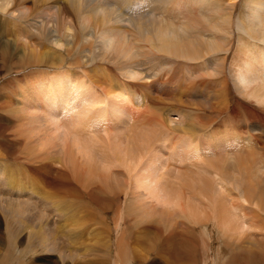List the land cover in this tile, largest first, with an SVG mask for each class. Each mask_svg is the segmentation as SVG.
<instances>
[{"label": "bare ground", "instance_id": "6f19581e", "mask_svg": "<svg viewBox=\"0 0 264 264\" xmlns=\"http://www.w3.org/2000/svg\"><path fill=\"white\" fill-rule=\"evenodd\" d=\"M3 69L6 72L1 78L7 75L4 85L16 89V104L21 106L15 111L14 103L1 99L0 110L15 109L13 114L20 112L24 118L19 119L25 121L19 123L20 129L15 126L18 117H0V178L7 188L0 190L3 210L17 212V203H26L20 195L30 193L15 190L12 178L19 179V188L24 187L22 183L40 181L49 198L79 200L77 203H96L97 195L110 193L106 204L123 202L128 211H132L129 204H136L142 207V217H152L158 243L147 236L145 241L134 237L125 243L140 246L146 255H169L186 243L197 254V262L207 264L208 250L204 248L211 244L208 223H212L219 231L218 239L224 240L219 250L245 252L252 256L253 264L259 261L257 257L264 264V237L255 234V224L264 221V0H0V71ZM33 69L36 73L27 72ZM43 74L46 82H38ZM65 86L72 89L69 94L75 105L78 100L79 104H104L106 99L115 101L121 110L126 104H132L131 109L135 103L146 104L148 119L147 114L143 117L134 112L135 108L131 115L132 129L144 128L147 120L149 130L136 134L142 142L129 147L119 159L112 156L110 143L105 144L109 138L100 139L92 132L100 120L82 119L78 112L74 123L68 127L64 123L63 129L57 108L70 105ZM82 90L90 91L89 98L79 93ZM36 104L43 106V115L32 110ZM172 116L176 118L171 120ZM252 119L255 122L249 121ZM35 123L43 130L33 126ZM61 129L63 135L58 137ZM77 129L80 138L70 134ZM161 131L172 139L179 135L188 138L190 154L203 158L208 171L190 172L188 178L178 180V188L174 187L177 182L169 184L161 175H134L140 158L152 141L159 140ZM96 141L104 144L92 148ZM58 150L59 155L52 156ZM157 161L156 154L148 165ZM213 178L226 188L215 186ZM153 181L160 183V190L157 186L152 189ZM190 188V195L198 201L186 196L189 202L182 205L180 197ZM40 199L47 202L43 195ZM70 215L54 213L52 220L35 217V226L28 225V220L6 219L0 264L10 258L17 261L18 253L17 264H48L44 255L56 246L54 238L43 231L49 223L53 236H74L87 227L86 216ZM156 216L169 229L167 235H162ZM239 216L252 232L240 223ZM175 217L181 219L179 229L169 225H176ZM186 231L192 234L191 241L179 237V233L188 237ZM5 235L10 239L6 245ZM121 243L120 238L116 240L118 253L123 250L118 247ZM11 244H23L21 251ZM106 248L112 251L110 246ZM129 252L125 259L132 262L136 250L132 246ZM31 255H39V263L24 260ZM172 255L171 264H197L193 258L186 256L188 262L182 263ZM222 259L216 254L212 264H223ZM232 259L226 264H245L243 259ZM137 260L144 264L143 259Z\"/></svg>", "mask_w": 264, "mask_h": 264}, {"label": "rangeland", "instance_id": "374dc122", "mask_svg": "<svg viewBox=\"0 0 264 264\" xmlns=\"http://www.w3.org/2000/svg\"><path fill=\"white\" fill-rule=\"evenodd\" d=\"M14 69H17V68H14ZM18 71H21V70H18ZM36 71L37 70L33 69V70H28L27 72L36 73ZM5 72H6L5 69L0 71V97H1L0 100L2 99V100H5V101H9V102L14 103L13 106L15 107L16 110L15 109H11V107H8V110H9V108L11 109L9 111L0 110V117H9V118L10 117L13 118L14 116L18 117V119L15 120V123H16L15 126H16V128L19 126V128L22 129L19 123H24L25 121H24V119L20 120L19 118H24V116L21 115L20 112H18V114H17V112H15V114H13L14 113L13 110L18 111V108H19V106H21V104H16V102L18 100L17 99L18 97L16 96L17 94H15L16 89L12 90L10 85L8 87H6L4 85L7 82L6 81L7 75L5 77H3V78H1V76ZM43 76H44V79H43ZM43 76L40 75V76L37 77L39 79H42V80H39L38 82H41V81L42 82H46V80H45L46 74H43ZM10 79H11V82H12L13 81L12 76L10 77ZM63 90L66 93V94L64 93L65 97L68 99V103L67 104H70V105L69 106L63 105L64 108H62L63 106H59V108H57V112L59 113L58 114L59 115L58 123H60L62 125V128L64 129L66 126L68 127V124L70 125L72 121L74 123L77 115L79 117H81L82 119L93 118V120H96V121L100 120L102 123L98 124V125L96 124L94 126L95 129L93 128L94 130L92 132L94 134H97L100 139H104L105 140V137H107V139L109 138L108 140H110V141L106 142L105 144L110 143V145L114 148V151L112 152L113 155L111 153V155L114 156V158L117 155L118 158L120 157L119 159H123V157H124V155L126 153V150L130 149L129 147H133L134 148V146H136V145H138V144H140L142 142V140L137 138V136H136L137 130H139V131H147V130H149V127L145 126V124L147 123V120L145 121L144 128L143 127L134 128V129L131 128V124L132 125L134 124V118H132V120H131V115H132V112H133L134 108H135L134 112H136L137 114L140 115V113H141V116H143V117H144V115L147 114L146 115L147 119L150 117L149 113H147L148 111H150V109H147L148 111L145 109V106H147L146 104H143L144 105V107H143L142 104H141L142 106L140 104H138V105H140V106H138L137 103H135L134 106H132V109H131V105L132 104H126L125 106L123 105L124 106V107H122L123 109L121 108L122 111L117 109L119 104H115L114 103L115 101L114 102L106 101V99H105L104 104L103 103H100V104H85V103H83L82 104L81 102L79 104V100H78L77 101L78 104L75 105V104H72V97H73L72 93H71V95L69 94L72 89L70 87L68 89L67 86H65L63 88ZM82 92H83V96L84 97H86V98L88 97L89 98V95L91 94L90 91L82 90L79 93H82ZM81 97H82V95H81ZM112 100H114V97H113ZM116 100H118V99L116 98ZM58 101L56 100L55 102L57 103ZM46 103L47 102L43 103L42 105H44ZM48 104H51V103L48 102ZM36 105H37L36 107H32V110H34V112L41 113L40 115H43V113L41 112V107H43V106L41 104L40 105L36 104ZM71 105H72V107H71ZM44 107H45V105H44ZM114 107L118 111L115 110ZM33 108H35V109H33ZM110 108H112V109H110ZM42 110H44V109H42ZM11 111H13V112H11ZM78 112H82L83 114L82 113H78ZM3 113H5L6 115H4ZM7 113H8V115H7ZM142 114H144V115H142ZM50 115L53 116V113H51ZM51 116H49L48 118L50 119ZM120 117H121V119H120ZM114 118H115V120H114ZM174 118H176V117L172 116L171 120H174ZM119 119H120V121H119ZM0 120H1V118H0ZM249 121L255 122V119H252V120H249ZM64 123L67 124V125H65ZM64 125H65V127H64ZM33 126L41 127L38 123H35ZM98 126L100 127V129H99ZM224 126L225 125H218L216 127L217 128H221V127H224ZM16 128H13V130H15ZM20 129H16V130H20ZM63 129L57 131V136L58 137L63 135V133H62ZM23 130H25V129H23ZM42 130H43V128H42ZM109 131L111 132V134H110ZM63 132H65V131H63ZM161 132L158 133V134L159 135L162 134L163 136L162 135H160V136L158 135L159 140L151 142L153 147H152V145L150 147L152 149L149 148V150H146L144 152V155L140 158L141 162H140L139 165L141 167L139 165H137V167L135 168V172L133 173L134 175H136V173L139 174L140 177H143L144 175L145 176H150V177H153V175L154 176L155 175H158V176L161 175L165 180H166V178H168L167 179V183H169V184L173 185L174 183L177 182L176 184H174V187H176V185H177V188H178V184H179L178 180H180L182 177H186L187 175L188 176L186 178H188L189 174H191L190 172H193V173L197 172L198 174L199 173L205 174V171H201L203 168L208 171V169L205 168V165H204V162H203L204 161L203 158L199 157L197 159L196 157H194L195 155H191L190 154L191 145H189L190 143L188 144V142H187L188 140H185V139H188V138L179 135V136H177L176 139H172L170 136H166L165 132H162V133ZM70 134L71 135L72 134H76V136L78 138L81 137L78 129L76 131L74 130ZM82 135H83V133H82ZM72 136L76 137L75 135H72ZM18 138L19 137H17V140H20ZM182 139L185 140V142L182 141ZM86 141H88L90 143L93 140H91V141L90 140H86ZM178 141H179V143H178ZM117 142L119 143V145H118ZM102 143L104 144L103 141H100V143H99V141H96L93 144L92 148L99 149L100 147H102L101 146ZM117 146H118V148H117ZM183 146H185V147H183ZM58 153H59V150H58L57 153L53 151L52 156L59 155ZM156 154L159 157V161H157V163L149 166L148 164L150 162L151 157L155 156ZM122 155H123V157H122ZM80 160L83 161L82 159H80ZM200 165H201V167H200ZM55 166H57V165L54 164L53 167H55ZM199 168H202V169H200L201 172L200 171L198 172ZM144 169L146 171H144ZM188 169L191 170V171H189ZM140 171H142L143 173L140 172ZM146 172L151 174V175L144 174ZM5 173H9V170H6ZM140 173L143 174V176H141ZM210 174L214 175L211 172H210ZM16 179H18V178H15V181H14V178H12L15 190L17 188V191L25 192L27 190V192H30V193L24 194V195H20V196H23L22 198L24 199V201H26V203H25V205H23L24 204L23 202H18L17 203V208H16L17 212L13 211L15 214L13 212H7L5 210V208L3 210L2 206H0V208H1V210H0V222H2V228L0 227V243L3 240V238H2V236L4 235L3 234L4 233L3 232V222L6 219H9L10 222H11V220L13 222H17L19 219L28 220V222H29V223H27L28 225L32 224V225L35 226L36 225L34 223L35 222L34 221L35 217H38V218L47 217V220H50V219L52 220V218H56L54 216V213L57 214V216L61 215L62 213H65L67 215L71 214L72 217L75 216V217H78V218L82 217V216L83 217L86 216L87 217L86 221L88 222V224L86 222L87 227L86 228L82 227L81 234H74V236L71 235V236L67 237V236H63L61 234H57L56 236H53L52 235V232L54 231V229H52L53 225H52V223H49L50 225L46 226L43 229V231L46 233L47 236L51 235V237L54 238L56 246L54 245L55 247L53 248V250L46 252L45 255H44V256L47 257V260H49L48 264H52V263H55V264H125L124 262H127V264H137V262H136V261H138L137 259H140V260L143 259L144 260V264H171L172 262H171V260H169V255H171L172 253L174 255V256L173 255L172 256L174 258H177V260H182V263H187L188 262L186 260L187 258H185L186 256L188 258H191V260H192V258L195 259V262H197V260H196V255L197 254L193 250L190 252L191 248H189L188 245H185L186 243L183 246L182 245H180L179 247L177 246L178 249L177 248L173 249L175 251L171 250L172 252H171V254L168 253L169 255H167L165 253H162V252H155V253H150L151 255L150 254L146 255L147 253H145V250L143 251L140 246L132 245L133 248L136 250V253H135L136 256L134 255V258L135 257L136 258L135 259L133 258L132 262L128 261V260L126 261L125 257L130 253L129 251L131 250L132 246H128L125 243L131 241L134 237H136L137 239H141V240L145 241L147 239L146 238V236H147V237H150V239L155 244L158 243V240H159V235L157 234V232H155L156 227L154 226V223L151 222V220H153V219H151L152 217H147V216H143L142 217L141 213L143 214V210L140 209L142 207H140V206H138L136 204H134V205L129 204L131 206V208H132V211H128V210H124L123 209V207H125L123 202H118V203H113V204H108L107 203L106 204V202H107L106 200L109 198V195H111L110 193L109 194L105 193V194L97 195L96 203H94V202H92V203L91 202L90 203H84V202L77 203L79 200L72 201V200H67V199H63V198H56V197L49 198L48 197L49 191L47 193V190L43 187V185L41 184L40 181L39 182H34V183L33 182H25V184L24 183H22L23 185L21 184L24 187H21V185H20L21 188H19L18 185H19L20 181H19V179L18 180H16ZM175 179H177V180L175 181ZM214 180H215V183H216V184L214 183L215 186L218 185L219 187L226 188V186L221 184L219 180H217V179H214ZM14 182H15V184H14ZM16 182H17V184H16ZM151 183H152V189L153 190H155L156 186H157V191L160 190L159 189L160 183H156L155 181H153ZM0 188H1L0 190L7 189L5 187V185L2 183V178H0ZM23 188H24V190H23ZM28 189H30V190L28 191ZM43 189H45V190H43ZM188 190H189V194H188ZM188 190H185V196L184 197H180L181 198L180 202H181V200H183L181 202L182 205H185L187 203V201L189 202V200H192V199H195L196 201H198V198L194 197L193 195H190L193 192L192 188H190ZM42 195L45 198H47V202H45V203L43 202L42 203V200L40 199V197ZM13 196H17V195H13ZM186 196L188 198H190V199L188 200V198ZM185 198L187 199L186 201H185ZM23 199H21L20 201H23ZM31 199H33V200H31ZM58 199H59L60 203H58ZM232 199L233 198L231 196L228 197V201H231ZM97 202L99 204H97ZM233 203L236 205L235 202H233ZM3 207H4V204H3ZM12 207H14V206H12ZM42 208H43V210H42ZM75 209H76V211H75ZM37 210H38V212H37ZM153 211L156 212V213L159 212V211L154 210V209H153ZM235 212L238 213V210H236ZM10 213L13 214V215H11ZM162 218L165 219V216H163ZM178 218L179 217H175V219H174V221L177 220L178 224L176 223L175 226L172 225V224H169V225L173 226V227H177L179 229V226H180L179 222H180L181 219L180 218L178 219ZM156 219H157L156 221L159 222V228H160V231H161L162 235H167L169 229L162 225V223L158 220L157 216H156ZM242 219L243 218H241L240 216L238 217V220L240 221V223L242 222ZM178 220H179V222H178ZM258 222L260 224H255V234L258 235V236L264 237V221H258ZM208 224H209L208 228L209 227L211 228V238L212 239L210 241L211 244L207 248H204L206 251L208 250V252H206V257L204 259L205 263L207 262V264H212L213 256H215L216 254H219L223 258L222 259L223 264H226L227 262H230V259H232V258H233L232 259V261H233L234 257H235V259L236 258L237 259H239V258L243 259L242 263L245 262V264H247V263L248 264H251V263L253 264V261L250 260V258H252V256H250L248 253L239 252V251H233V252L236 253L235 254L233 252L229 253V251L227 252L225 250H219L218 248H220V246H221L220 245L221 244L220 241H222V242L224 241L223 237H221V239H218V237H219V235H218L219 231H217L218 229L216 230V227L212 223H208ZM241 224H243L251 232L254 230V229H250V227H248L247 221L246 222L244 221ZM152 226L154 228H152ZM257 226L260 227V229L256 228ZM29 227L27 229L28 232H29ZM74 227H76V226H74ZM76 228H77V230L79 229V227H76ZM186 228H187V226H186ZM145 231H147V232H145ZM129 232H130V234H132L131 236H128V235L127 236H122V235H124L126 233H129ZM187 233L189 234L188 237H187V235H185L184 236L185 238H184L183 237V235H184L183 233H179V237H181V239L183 241L186 240V238H188L187 240L191 241L192 234L189 233V232H187ZM119 238H120V241H122V243H121V245L119 244L118 247H119V249L122 248L123 250L124 249L125 250L124 251L122 250L121 252L118 253L117 250H116V240L119 241ZM47 239H49V238L47 237ZM6 240L10 241L9 237H7L5 235L4 236V241H5L4 245H6V243H7ZM49 240H53V239H49ZM71 241H73V242H71ZM17 243H19V242H17ZM57 244H58V246H57ZM177 244H178V242H177ZM22 245L23 244L13 246L11 244V246L14 249H16V251H21L20 246H22ZM0 246H2V245L0 244ZM62 246H63V248H62ZM106 246H110L111 247L110 249L112 251L111 252H107L108 249L106 248ZM67 250H69V251H67ZM186 251H187V253H186ZM56 252H58V253H56ZM216 252H218V253H216ZM15 253H14V256H15ZM59 254H61V255H59ZM70 254H71V256H70ZM232 254H233V257H232ZM145 255L147 256L146 260H145ZM191 255L194 256V257H192ZM142 257H144V258H142ZM148 257H149V259H148ZM245 257H246V259H245ZM38 258H39V255H31L28 258L26 257V259L24 258V260H29V261H32V262L39 263V261L36 260ZM257 259L259 261L258 262H254L255 264H263L262 260H260V257H257ZM9 260H10V262H8ZM9 260H7V261L4 260L1 264H4V262L6 264H17L18 260H20L19 253H18L17 261L15 260V258H10ZM114 260L117 261V262H115ZM113 261H114V263H113ZM128 262H130V263H128ZM197 264H204V262L200 263V261H199V262H197Z\"/></svg>", "mask_w": 264, "mask_h": 264}]
</instances>
